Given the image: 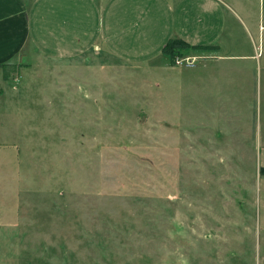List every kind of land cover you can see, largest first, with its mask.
Here are the masks:
<instances>
[{
	"label": "rangeland",
	"instance_id": "rangeland-1",
	"mask_svg": "<svg viewBox=\"0 0 264 264\" xmlns=\"http://www.w3.org/2000/svg\"><path fill=\"white\" fill-rule=\"evenodd\" d=\"M233 6L218 71L1 66L0 264H264V0Z\"/></svg>",
	"mask_w": 264,
	"mask_h": 264
},
{
	"label": "crops",
	"instance_id": "crops-1",
	"mask_svg": "<svg viewBox=\"0 0 264 264\" xmlns=\"http://www.w3.org/2000/svg\"><path fill=\"white\" fill-rule=\"evenodd\" d=\"M234 4L238 0H0V63L92 52L163 66L170 62L161 50L177 36L213 46L189 53L204 60L199 69L218 71L219 64L247 56L235 38L240 16Z\"/></svg>",
	"mask_w": 264,
	"mask_h": 264
},
{
	"label": "trees",
	"instance_id": "trees-1",
	"mask_svg": "<svg viewBox=\"0 0 264 264\" xmlns=\"http://www.w3.org/2000/svg\"><path fill=\"white\" fill-rule=\"evenodd\" d=\"M213 46H199V45H190L188 42L184 41L183 39L172 36L167 40V42L164 44L161 52L164 54L168 61L171 63L172 59L175 55H183L188 52H192L197 49H207ZM8 63H0L1 66H5ZM261 172L264 173V167L261 168Z\"/></svg>",
	"mask_w": 264,
	"mask_h": 264
},
{
	"label": "built area",
	"instance_id": "built-area-1",
	"mask_svg": "<svg viewBox=\"0 0 264 264\" xmlns=\"http://www.w3.org/2000/svg\"><path fill=\"white\" fill-rule=\"evenodd\" d=\"M200 59L196 55H175L172 59V63L177 66H189L192 67L196 64L197 60Z\"/></svg>",
	"mask_w": 264,
	"mask_h": 264
}]
</instances>
